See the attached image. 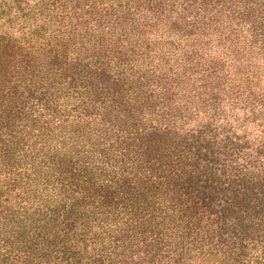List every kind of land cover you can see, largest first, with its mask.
<instances>
[{"label":"trees","instance_id":"obj_1","mask_svg":"<svg viewBox=\"0 0 264 264\" xmlns=\"http://www.w3.org/2000/svg\"><path fill=\"white\" fill-rule=\"evenodd\" d=\"M48 1L18 12L26 32L0 29V264H134L144 232L189 226L214 264L245 258L256 234L264 257V140L185 128L168 94L145 93L156 79L124 68L128 38L153 24L207 36L250 21L264 41V0ZM28 137L42 145L31 157ZM21 169L31 212L10 200Z\"/></svg>","mask_w":264,"mask_h":264},{"label":"rangeland","instance_id":"obj_2","mask_svg":"<svg viewBox=\"0 0 264 264\" xmlns=\"http://www.w3.org/2000/svg\"><path fill=\"white\" fill-rule=\"evenodd\" d=\"M46 1L0 0L3 7L10 8L7 16L0 19V29L8 30L13 36L19 30L26 32L34 22L29 21L30 18L24 19L22 14ZM18 12H23L21 18ZM250 23L247 21L240 27L228 26L230 28L223 29L222 34L219 30H210L207 36H165L162 27L153 24L146 31H138L128 38L132 43L129 55H126L129 62L124 68L137 76L156 79L154 84L142 86L147 91L145 93H157L158 102L168 94L165 101L181 108L183 114L186 110L185 128L196 124H224L225 127L228 124L236 136H246L247 141L256 144L257 140H264V41L255 42L250 37L254 32ZM182 116L180 120H183ZM41 146L39 140L28 137L24 138L23 146L20 143L19 150L23 156L31 157L37 151L41 152ZM39 167L40 163L36 164V171ZM20 171L23 175L14 180L15 189L11 191L13 205L34 189L30 179L23 180L24 169ZM17 204L18 209L28 208L29 212L35 209L22 202ZM207 220L210 222L211 219ZM230 222L226 221V224ZM160 231L156 229L149 236L147 232L140 236V253L133 256L134 264H147V256L145 253L141 255L143 248L153 254L152 264H214L207 259L204 250L192 248V240L197 234L194 226L182 228L177 233L168 227ZM106 236L104 231L102 238ZM248 237L242 238L246 257L238 258V261L234 256L232 262V256H229L230 264L264 261L258 234L255 239ZM237 238L240 243V237Z\"/></svg>","mask_w":264,"mask_h":264}]
</instances>
